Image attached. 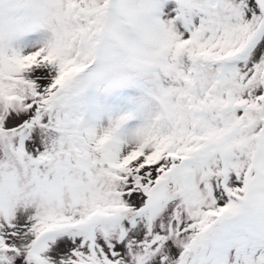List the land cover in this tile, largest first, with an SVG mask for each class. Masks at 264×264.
<instances>
[{"label":"snow or ice","instance_id":"snow-or-ice-1","mask_svg":"<svg viewBox=\"0 0 264 264\" xmlns=\"http://www.w3.org/2000/svg\"><path fill=\"white\" fill-rule=\"evenodd\" d=\"M0 264H264V0H0Z\"/></svg>","mask_w":264,"mask_h":264}]
</instances>
